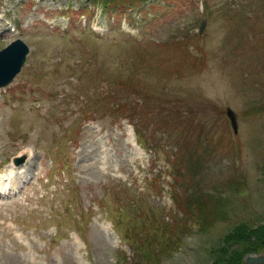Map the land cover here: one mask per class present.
Returning a JSON list of instances; mask_svg holds the SVG:
<instances>
[{"label":"rangeland","instance_id":"1","mask_svg":"<svg viewBox=\"0 0 264 264\" xmlns=\"http://www.w3.org/2000/svg\"><path fill=\"white\" fill-rule=\"evenodd\" d=\"M16 38L30 49L0 87V174L20 193L0 196V264L261 253L264 0H0V49Z\"/></svg>","mask_w":264,"mask_h":264},{"label":"water","instance_id":"2","mask_svg":"<svg viewBox=\"0 0 264 264\" xmlns=\"http://www.w3.org/2000/svg\"><path fill=\"white\" fill-rule=\"evenodd\" d=\"M204 24H201L200 31L203 30ZM29 51L28 45L21 39H15L0 50V87L7 85L12 81L14 76L21 70ZM226 115L229 118L234 132L237 131L238 123L235 112L227 107ZM23 158H16L19 163ZM243 264H264V253L249 254L245 256Z\"/></svg>","mask_w":264,"mask_h":264},{"label":"trees","instance_id":"3","mask_svg":"<svg viewBox=\"0 0 264 264\" xmlns=\"http://www.w3.org/2000/svg\"><path fill=\"white\" fill-rule=\"evenodd\" d=\"M263 234H264V232H263ZM263 240L262 241H257V238H255L254 240H256L255 242V244H254V247H257V246H262L261 248H258L257 250H255V252H264V238H262ZM244 254L242 253L241 255H240V257L241 256H243ZM240 257H239V259H240ZM239 263H241V262H239Z\"/></svg>","mask_w":264,"mask_h":264},{"label":"bare ground","instance_id":"4","mask_svg":"<svg viewBox=\"0 0 264 264\" xmlns=\"http://www.w3.org/2000/svg\"><path fill=\"white\" fill-rule=\"evenodd\" d=\"M5 32V31H4ZM30 146V145H29ZM18 158V157H17ZM16 173V172H15ZM14 174V173H13ZM16 175V174H15ZM3 178H8V176L6 177L5 175H2L0 176V179H3ZM0 187H1V184H0Z\"/></svg>","mask_w":264,"mask_h":264}]
</instances>
